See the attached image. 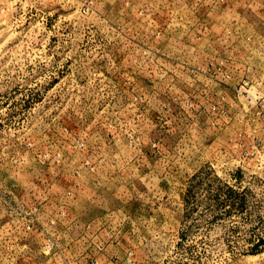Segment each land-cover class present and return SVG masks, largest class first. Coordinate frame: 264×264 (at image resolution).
I'll return each mask as SVG.
<instances>
[{
    "label": "rangeland",
    "instance_id": "1",
    "mask_svg": "<svg viewBox=\"0 0 264 264\" xmlns=\"http://www.w3.org/2000/svg\"><path fill=\"white\" fill-rule=\"evenodd\" d=\"M0 264H264V0H0Z\"/></svg>",
    "mask_w": 264,
    "mask_h": 264
}]
</instances>
